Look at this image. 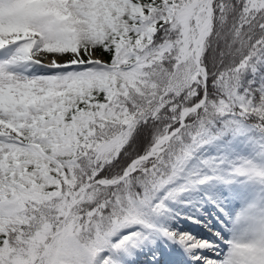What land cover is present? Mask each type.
Masks as SVG:
<instances>
[{"label":"snow or ice","instance_id":"obj_1","mask_svg":"<svg viewBox=\"0 0 264 264\" xmlns=\"http://www.w3.org/2000/svg\"><path fill=\"white\" fill-rule=\"evenodd\" d=\"M241 135L264 144V0H0V264H122L174 193L264 176ZM229 244L264 264V223Z\"/></svg>","mask_w":264,"mask_h":264},{"label":"bare ground","instance_id":"obj_2","mask_svg":"<svg viewBox=\"0 0 264 264\" xmlns=\"http://www.w3.org/2000/svg\"><path fill=\"white\" fill-rule=\"evenodd\" d=\"M200 186L202 187V185H200ZM203 186L207 187L210 190H215V192H214L215 195L216 194L219 195V188H218L220 186L219 181L214 180L212 182L204 184ZM197 188L198 187H192L186 191L179 192L176 194V198L173 201L170 199H168V200H170L169 202L171 203V205L173 207L178 208L179 211H182L183 213L188 214V216L189 215L191 216L192 214H194L195 220L200 221V222H205L206 220H208V223L210 225L216 226L219 229L220 234L227 235L228 237H231V236L233 237L234 232H236V235L238 236V238L249 237L250 235H253L252 229L250 228L251 226L249 227L247 225V223L246 224L243 223L241 226H238V220L241 218H240V215H238V211L240 209L237 208L236 206L227 207L225 209L226 213L231 215L232 218L229 219L228 222H226L227 223L226 228H224V229L220 228L218 226L217 222L214 220V218L212 216H210L209 211L212 210V211L216 212L219 216H221V214H223L224 211L219 212V210L217 208V204H212V203H210V201H207L206 203L201 202V200L198 198L197 193L199 190ZM224 193L228 194L227 191H224ZM229 196L227 195V198L225 199L224 195H223V198L226 201L217 200V203L222 202L223 205H227ZM191 202H194L195 204H199L200 210L192 212L194 207L192 206ZM205 217H208V218H205ZM153 219L161 227H159L155 231L152 230L153 228L146 230L149 234V239L147 241H145L146 244H144V246L137 247V248H131L130 247L128 251L124 252L119 257V259L122 261V264H131L132 261H136L138 259L142 260L141 259L142 253L146 252L149 248L155 249L157 246H159L161 251L163 252V259L166 262V264H168V260H169L168 254L174 255L175 258L179 257L180 253L177 250V248L172 245L173 241L169 237L163 235L161 229H165V228L166 229H172V231L178 232L180 230V228H182L181 226L186 222V219H184L182 214L178 213V211H177V214L176 213H173V215L161 214L159 216L154 217ZM204 233L206 234V239H208V242H210V246L205 247V248H200L202 253H200L197 256L201 257V259L208 258L211 261L222 260L227 255V253L229 252V247H230L229 242L232 241L233 239L229 240L228 242H227V240L222 241V240H218L217 237L212 235L210 233V231H208V230H204ZM237 236H236V238H237ZM196 238L199 239L198 237H196ZM200 241H205V240H200ZM131 251H133V253H131ZM137 253H141V255L138 256ZM155 255H156V258H158V259L160 258L159 252H156ZM197 256L195 257V261L196 260L200 261V259H197ZM201 262H203V261H201ZM179 264H184V263L181 261Z\"/></svg>","mask_w":264,"mask_h":264},{"label":"rangeland","instance_id":"obj_3","mask_svg":"<svg viewBox=\"0 0 264 264\" xmlns=\"http://www.w3.org/2000/svg\"><path fill=\"white\" fill-rule=\"evenodd\" d=\"M262 149H264V144L260 143V137L258 135L257 136H247V137L241 135V136H237L230 142V147L227 149V152H228V155L232 158H239V157L256 158L258 157ZM221 151H223V149L220 147L219 144H209V145H206L204 149L202 150V155L210 156L214 153H218ZM219 183H220V186L218 187L219 195L217 194L215 195L214 193L215 190H210L203 185L202 187L200 185L196 186L198 187L197 189L199 190L197 193L198 198L203 203H206V201L210 200V198L216 199V200H224L223 198V195L225 194L224 191H227L228 196L230 195L228 198V203H227L228 207L236 206L237 208L240 209L239 212L241 213V216H240L241 219L238 220V226H241L243 223L245 224L247 223L249 227L251 226L250 228L252 229V234L254 235L255 230L258 227H260L262 223H264V176H251V177L243 176V177H237L233 179L231 183H224L220 181ZM234 190L239 191L241 195H239L238 197L232 196L230 193H232ZM177 193L179 192L174 193L173 196L170 197L169 199L173 201L176 198ZM170 200L166 201L167 210L163 214L173 215V213L177 214V211L178 213L182 215L185 214L182 211H179L178 208L173 207L171 203L169 202ZM191 204L192 206L195 205L194 202H191ZM217 204H219L220 207L225 208V205H223L222 202L217 203ZM195 209L200 210L199 205H196ZM214 216L216 215L214 214ZM205 218H208V217H205ZM151 222L154 225L152 229L153 231L161 227L157 222H155L154 219H152ZM205 222L208 223V220H206ZM210 228L212 229L211 231L213 232L214 236L217 237L218 240H222V241L227 240V242L231 239L233 240L250 239L253 236V235H250L249 237L238 238V236L236 235V232H234V235H233L234 238L232 236L228 237L227 235L220 234V233L219 235H216V233H218L217 229L212 226H210ZM205 241H208V239H205ZM144 244H146V242H144ZM131 253H133V251H131ZM141 259H144L143 255H141ZM211 262L212 264H216V261H211ZM202 263L204 264V259H200V261L196 260L194 262H191V264H202Z\"/></svg>","mask_w":264,"mask_h":264}]
</instances>
